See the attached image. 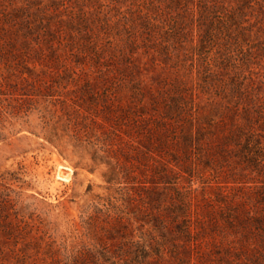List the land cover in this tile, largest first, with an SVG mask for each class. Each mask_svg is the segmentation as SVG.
Instances as JSON below:
<instances>
[{"label":"rangeland","instance_id":"374dc122","mask_svg":"<svg viewBox=\"0 0 264 264\" xmlns=\"http://www.w3.org/2000/svg\"><path fill=\"white\" fill-rule=\"evenodd\" d=\"M171 1L0 0V264H264V7Z\"/></svg>","mask_w":264,"mask_h":264},{"label":"trees","instance_id":"16d2710c","mask_svg":"<svg viewBox=\"0 0 264 264\" xmlns=\"http://www.w3.org/2000/svg\"><path fill=\"white\" fill-rule=\"evenodd\" d=\"M193 1L194 0H172L171 2L176 4V6H180V5H186L189 2L193 3ZM196 1H198L197 5L200 8V11H199L200 17H202L203 16L202 14L205 13L206 11L213 10L217 6L215 3V0L209 1L212 5H207V6L202 4V1H200V0H196ZM238 1H239V5H237V8L229 9L228 11H226L231 15V16H229V21H232V22L236 21L237 22L238 18H240L241 16L240 15L235 16V14H237L238 11L241 13L242 11H240V10L242 7H245L246 9H250V10L253 9L254 4L257 5V7H259V8L264 7V0H238ZM221 7H222V9H224L222 4H221ZM235 11H237V12H235ZM169 16H171V15H169ZM171 17H173V16H171ZM217 17L219 18V16H217ZM71 19H72V17H71ZM21 26H22L21 27L22 29H20L21 31L19 33V38H21L20 42L25 47L31 48L32 47V46L30 47V45L32 44L31 42L37 38L34 35L35 28L31 23L27 22L26 19L23 20V22H21ZM170 27H171L169 29L170 31L166 32L168 34L171 33V34H169L170 37L168 38V35H167V38H165L163 40L158 39L159 37H157V39H155V37L157 35V31H155V30L157 27L156 28L154 27L153 30H151L150 27H148V28L145 27L144 28V29H146V31H144L145 34L143 33L144 35H140V38H142L140 40L141 44H139V42H138L139 35L134 36V37L130 38L129 40H127L126 45H127V48L129 49V52L131 54H134L133 52H135L136 49H139L140 47H142L145 50L144 52H146V50L151 48L157 54H163L165 58L172 57V56L174 58L177 57L174 44H176V43L179 44L181 42L180 39L183 36L184 28H182V25L177 23V22H176L175 26L172 23ZM47 28L48 27H43L44 30L40 29L41 32H45V33L47 32L46 36H45L46 38L44 39V42L48 46L49 52L53 55H57L58 49H56L53 46V42L51 40L52 34L49 33V30H47ZM152 28H153V25H152ZM38 33H39V30H38ZM207 33L208 32L206 31L205 34L200 35V36H202V38H200L201 42L208 35ZM38 36H39V34H38ZM152 38H154L153 41H151ZM146 42H151V45H153L154 48L148 46ZM35 44H37V42H35ZM57 44H58L57 48H59V46L61 45V42L57 41ZM157 45L159 46V48L156 47ZM94 46H96V45L94 44ZM250 110H252L253 113L254 112L256 113V109H254L253 107L244 109L243 114L241 116L242 120L244 121V124L237 126L235 128V130L232 132V134L234 132H239L240 134L245 136V141L247 143H246V146L244 147V149L247 150L248 161H250V163H252L254 166L259 167V170L262 171L263 168L260 169V167L264 166V113H256V114H258L257 117L253 118L254 120H250L248 118V116L250 115V113H249ZM256 169H258V168H256ZM262 218L257 217L254 219L256 221L260 222V220H262ZM260 224L264 228V224H262L261 222H260Z\"/></svg>","mask_w":264,"mask_h":264}]
</instances>
